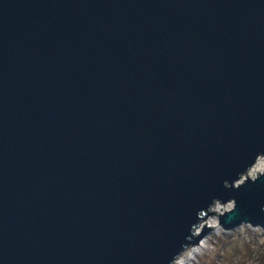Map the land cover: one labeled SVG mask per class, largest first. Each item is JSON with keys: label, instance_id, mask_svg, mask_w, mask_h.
<instances>
[{"label": "water", "instance_id": "1", "mask_svg": "<svg viewBox=\"0 0 264 264\" xmlns=\"http://www.w3.org/2000/svg\"><path fill=\"white\" fill-rule=\"evenodd\" d=\"M262 156L264 0H0V264H172L214 202L264 230Z\"/></svg>", "mask_w": 264, "mask_h": 264}, {"label": "rangeland", "instance_id": "2", "mask_svg": "<svg viewBox=\"0 0 264 264\" xmlns=\"http://www.w3.org/2000/svg\"><path fill=\"white\" fill-rule=\"evenodd\" d=\"M252 173L250 178H257V172ZM245 178L243 176L238 182L241 183ZM217 203L219 204L214 202ZM226 204L229 205L228 210L233 207L232 201L224 203ZM213 205L209 209L210 212L214 211ZM218 214L212 213L208 216L212 215L218 223ZM202 227L203 225L198 229L199 233ZM202 238L205 240L204 248L188 264H264V230L258 227L241 225L232 231H223L219 226L217 229H210Z\"/></svg>", "mask_w": 264, "mask_h": 264}, {"label": "bare ground", "instance_id": "3", "mask_svg": "<svg viewBox=\"0 0 264 264\" xmlns=\"http://www.w3.org/2000/svg\"><path fill=\"white\" fill-rule=\"evenodd\" d=\"M264 159H262V157H259L256 162L251 166V168L248 170L247 172V176H253L252 172H260L264 170ZM243 177L240 178V180H242ZM228 204L224 205V204H214L213 205V210L216 211V213H221L224 212L226 210H228ZM206 223V227H212L213 229H217L219 227V224L216 222V220L214 219V217L211 216H207L205 220H203V222H201L202 225H204ZM201 224H199L194 232L195 234H199L198 229H200V227L202 226ZM204 244H205V240L202 238L197 244L195 245H191L189 247H187L186 249H184L179 256L173 261L172 264H188V262H190L193 257L201 250L204 248Z\"/></svg>", "mask_w": 264, "mask_h": 264}]
</instances>
